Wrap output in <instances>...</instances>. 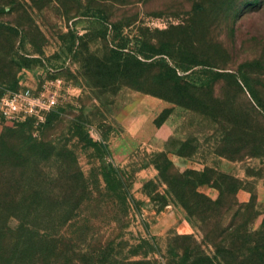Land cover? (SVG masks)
<instances>
[{"label":"rangeland","instance_id":"obj_1","mask_svg":"<svg viewBox=\"0 0 264 264\" xmlns=\"http://www.w3.org/2000/svg\"><path fill=\"white\" fill-rule=\"evenodd\" d=\"M157 50L163 53L144 58ZM154 59V67L137 62ZM26 86L56 96L45 118L53 121L51 137L74 149L96 189L63 228L85 248L111 243L115 264L146 250L165 262L171 238L191 234L215 252L170 193L175 172L204 182L198 191L214 200L215 183L234 177L238 203L248 204L237 228L261 229L264 0H0V103ZM172 90L184 91L178 103L156 94ZM26 121L34 137L44 134L46 125L19 123ZM19 123L0 114V139ZM106 168L126 179V196L110 187ZM142 240L154 241L157 252Z\"/></svg>","mask_w":264,"mask_h":264},{"label":"trees","instance_id":"obj_2","mask_svg":"<svg viewBox=\"0 0 264 264\" xmlns=\"http://www.w3.org/2000/svg\"><path fill=\"white\" fill-rule=\"evenodd\" d=\"M162 53L157 50L144 58ZM158 61L137 62L154 67ZM168 72L167 77L177 82L180 75L176 68L169 67ZM170 92L172 96L156 94L177 103L178 96L184 94L180 90ZM52 124L51 118L40 124L47 126L40 137L33 136L31 121L15 124L0 139V264H115L111 243L87 249L63 229L78 216L96 189L91 187L74 149L67 142L52 139L49 132ZM79 131L77 127L75 134ZM167 162L172 164L168 158ZM104 174L110 187L120 188L119 194L126 196L129 191L126 179L112 175L107 168ZM190 176V172L172 174V180L167 179L170 193L180 197V206L202 230L203 241L216 246V251L205 250L191 234H181L171 238L165 262L154 255L149 257L150 250H146L139 259L123 257L121 264H264V222L260 230L251 234L240 233L236 226V217L248 206L238 203L237 180L229 177L231 182L215 183L220 195L214 200L198 191L204 182L194 181ZM189 194L191 198H184ZM166 204L165 201L163 205ZM236 206L232 222L224 228L228 233L218 235L217 230L224 227L225 215ZM142 242L157 252L154 241ZM144 247L138 245L132 255L140 254Z\"/></svg>","mask_w":264,"mask_h":264},{"label":"built area","instance_id":"obj_3","mask_svg":"<svg viewBox=\"0 0 264 264\" xmlns=\"http://www.w3.org/2000/svg\"><path fill=\"white\" fill-rule=\"evenodd\" d=\"M57 104L56 96L38 93L32 87L26 86L2 97L0 114L13 123L25 121L27 118H34L37 123H44L46 115Z\"/></svg>","mask_w":264,"mask_h":264}]
</instances>
